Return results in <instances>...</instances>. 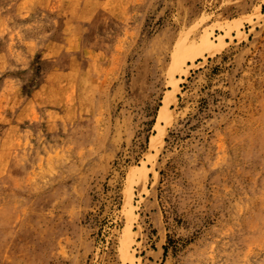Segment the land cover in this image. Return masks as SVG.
<instances>
[{
    "label": "rangeland",
    "instance_id": "374dc122",
    "mask_svg": "<svg viewBox=\"0 0 264 264\" xmlns=\"http://www.w3.org/2000/svg\"><path fill=\"white\" fill-rule=\"evenodd\" d=\"M0 264H264V0H0Z\"/></svg>",
    "mask_w": 264,
    "mask_h": 264
},
{
    "label": "bare ground",
    "instance_id": "6f19581e",
    "mask_svg": "<svg viewBox=\"0 0 264 264\" xmlns=\"http://www.w3.org/2000/svg\"><path fill=\"white\" fill-rule=\"evenodd\" d=\"M201 48H202V50L204 49V50H211L212 49V46H211V44H207V43H205V44H201ZM173 96V95H172ZM172 96L171 95H168L167 97H166V100L164 101V107H163V109H162V113H166V109H167V107H168V105L170 104V102L172 101L171 100V98H172Z\"/></svg>",
    "mask_w": 264,
    "mask_h": 264
}]
</instances>
